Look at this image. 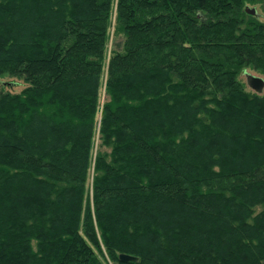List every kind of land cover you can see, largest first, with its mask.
I'll return each mask as SVG.
<instances>
[{"label":"trees","instance_id":"obj_1","mask_svg":"<svg viewBox=\"0 0 264 264\" xmlns=\"http://www.w3.org/2000/svg\"><path fill=\"white\" fill-rule=\"evenodd\" d=\"M112 2L0 0V264H264V0Z\"/></svg>","mask_w":264,"mask_h":264},{"label":"rangeland","instance_id":"obj_2","mask_svg":"<svg viewBox=\"0 0 264 264\" xmlns=\"http://www.w3.org/2000/svg\"><path fill=\"white\" fill-rule=\"evenodd\" d=\"M115 1L113 0L112 2V9H111V14H110V23L108 24V40H107V44H106V51H105V59L108 56L109 53V47L111 45L112 42V26H113V19H114V14H115ZM256 8V13L258 14V19L262 22H264V10L255 5L254 6ZM249 73V72H247ZM105 74V73H104ZM103 74V77L101 79V87H100V101H103V82H104V78L105 75ZM250 74V73H249ZM239 80L245 85V79H244V75L243 73L238 75ZM264 80V77L262 78ZM10 83V84H9ZM23 83L21 82V80L19 79H15L13 77H2L0 78V90L1 91H9V92H19L22 87H23ZM247 87V86H246ZM261 94H264V86L262 89ZM100 111V108H99ZM97 116H99V112L97 114ZM98 125V123H97ZM97 126L95 127V132L93 135V139H92V147H91V164L90 167L88 169V174H87V178L85 180V191H86V196L87 198H90V188H91V181H92V174H93V160L96 154V151L100 149H102L101 146L98 145L99 141H98V134H97ZM100 252H95L97 257L99 258V260L103 263V264H114L113 261H111L108 256L106 251L103 249V247L99 246ZM97 251V250H96Z\"/></svg>","mask_w":264,"mask_h":264},{"label":"water","instance_id":"obj_3","mask_svg":"<svg viewBox=\"0 0 264 264\" xmlns=\"http://www.w3.org/2000/svg\"><path fill=\"white\" fill-rule=\"evenodd\" d=\"M246 13L256 16V12L252 8H245L244 10ZM245 84L246 86L252 90L253 92L259 94L262 92L263 86H264V80L261 77L252 75L247 73L246 71L243 72ZM117 258L119 261L125 262V261H135L136 258L134 256L125 254V253H119L117 255Z\"/></svg>","mask_w":264,"mask_h":264}]
</instances>
